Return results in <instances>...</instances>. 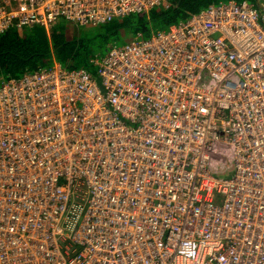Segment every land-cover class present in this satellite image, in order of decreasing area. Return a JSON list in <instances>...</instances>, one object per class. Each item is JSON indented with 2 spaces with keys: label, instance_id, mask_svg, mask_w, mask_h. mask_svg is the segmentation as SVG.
<instances>
[{
  "label": "built area",
  "instance_id": "2783aa9c",
  "mask_svg": "<svg viewBox=\"0 0 264 264\" xmlns=\"http://www.w3.org/2000/svg\"><path fill=\"white\" fill-rule=\"evenodd\" d=\"M169 1L0 0V35ZM93 61L0 83V264H264V3Z\"/></svg>",
  "mask_w": 264,
  "mask_h": 264
},
{
  "label": "trees",
  "instance_id": "16d2710c",
  "mask_svg": "<svg viewBox=\"0 0 264 264\" xmlns=\"http://www.w3.org/2000/svg\"><path fill=\"white\" fill-rule=\"evenodd\" d=\"M249 2L256 6H260L262 3H264L263 0H249ZM208 5H210L208 0H170L168 5L164 6L163 9L151 10L149 13H145L143 15H147V22L150 24L152 23V19L157 18L164 20V25H169V23L175 24L183 19L188 18L193 13L200 11ZM132 15L134 14L128 15V17H132ZM113 21L114 20L99 25H104L105 27L107 24H110ZM65 23L83 26L82 24L63 19L59 21L55 27H66L67 24ZM116 26H125V22H121ZM55 27H52V29ZM50 30L51 28L45 29L40 25L29 28L13 26L5 33L0 35V83L8 78L18 77L25 72L36 71L40 69V67L43 68L45 62L42 60L40 50L41 48L47 49V47L52 45L53 33L49 32ZM132 31L135 35L142 34L145 37H150L153 33V30L150 31L147 23H143V25H141L139 28H134ZM61 33L63 34V32ZM48 38H51L50 44ZM60 48L61 45L59 42H57V49ZM78 51L79 50H77L76 53ZM76 53L74 55L70 53V58H75ZM93 59H91L92 63H94ZM82 64L86 67L84 62Z\"/></svg>",
  "mask_w": 264,
  "mask_h": 264
},
{
  "label": "rangeland",
  "instance_id": "374dc122",
  "mask_svg": "<svg viewBox=\"0 0 264 264\" xmlns=\"http://www.w3.org/2000/svg\"><path fill=\"white\" fill-rule=\"evenodd\" d=\"M208 1L210 4H217L219 2H226L229 0ZM163 8L164 6H160L153 10H160ZM147 20V15L134 13L132 17H117L112 23L107 24L105 27L104 25L97 26L92 24L78 26L68 23H65L67 25L63 28L58 26L55 27L58 23L51 27L42 26L45 29L51 28L49 32L53 33L52 45L47 47V49L41 48L40 50L42 60L45 62L43 68H50L56 65H60L62 68L68 69L79 68L85 67L82 64L84 62L88 70L90 69V71L92 70L95 73L97 71V66L91 62V59L104 54L110 44L113 43V40H117L118 45L129 43L136 38V35L132 30H134V28H139L143 25V23H147L150 31L153 30V33L172 25L170 23L169 25H164L165 21L162 19H152L151 24L147 22ZM121 22H125V26H116ZM52 27L55 28L52 29ZM61 32H63V34ZM48 40L50 44L51 38H48ZM57 42L61 45L60 49H57ZM77 50L79 51L76 53ZM70 53L73 55L76 53L75 58H70Z\"/></svg>",
  "mask_w": 264,
  "mask_h": 264
},
{
  "label": "crops",
  "instance_id": "0c3cea01",
  "mask_svg": "<svg viewBox=\"0 0 264 264\" xmlns=\"http://www.w3.org/2000/svg\"><path fill=\"white\" fill-rule=\"evenodd\" d=\"M74 23H75V22H74ZM94 59H95V58H94ZM94 59H93V60H94Z\"/></svg>",
  "mask_w": 264,
  "mask_h": 264
}]
</instances>
